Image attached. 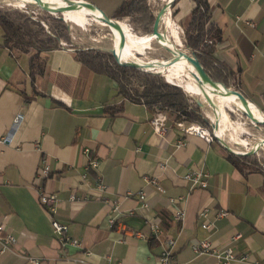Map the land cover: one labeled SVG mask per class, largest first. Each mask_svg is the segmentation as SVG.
I'll use <instances>...</instances> for the list:
<instances>
[{
    "label": "crops",
    "instance_id": "0c3cea01",
    "mask_svg": "<svg viewBox=\"0 0 264 264\" xmlns=\"http://www.w3.org/2000/svg\"><path fill=\"white\" fill-rule=\"evenodd\" d=\"M84 1L112 16L125 0ZM209 3L213 21L223 32L214 56L235 73L231 86L264 111V0ZM194 8L193 1L180 0L162 19L160 30L182 50ZM89 17L104 25L81 14L66 20L85 26ZM74 52L61 48L44 55L46 71L36 78L35 93L29 56L5 48L0 27V226L17 239L10 251L0 252V264H30L28 258L41 264H77L80 258L89 264H158L168 238L176 240L175 263L217 264L213 256H197L192 244L208 238L223 248L235 234L242 238L234 249L249 259L232 264H264V176L241 174L217 140L208 143L184 135L173 122L164 135L156 133L151 120L157 113L124 100L108 77L83 67ZM120 106L122 111L112 116V109ZM19 115L13 144L6 146L1 140ZM212 122L219 124L216 133L230 128L222 117L217 121L215 115ZM180 140L185 141L181 148ZM90 157L100 162L98 169L88 170ZM43 161L50 168L46 178L40 176ZM197 170L209 173L205 190H191L184 179ZM149 178L157 179L163 192ZM100 181L105 192L97 187ZM142 191L149 209L139 200ZM40 192L56 195L53 217L41 206ZM108 201L119 202L126 233L110 227ZM179 209L185 212L182 222L173 215ZM131 210L134 215L127 213ZM203 210L209 213L206 221L213 223L209 231L201 228ZM221 210L229 215L215 221ZM53 219L68 226V236L82 249L60 244ZM148 219L163 222L158 239L151 237ZM82 250L91 255L85 257Z\"/></svg>",
    "mask_w": 264,
    "mask_h": 264
},
{
    "label": "trees",
    "instance_id": "16d2710c",
    "mask_svg": "<svg viewBox=\"0 0 264 264\" xmlns=\"http://www.w3.org/2000/svg\"><path fill=\"white\" fill-rule=\"evenodd\" d=\"M179 1L175 0L173 6ZM191 1L195 3V8L192 11L189 25L184 30L183 51L194 54L215 82L239 90L237 87L231 86V79H234L235 73L228 65L214 56L215 46L222 41L223 32L213 21V10L209 0ZM158 2L160 4L150 0H125L113 15L108 17L114 21L125 22L132 31L129 30L132 35L140 36H133L134 39H139L141 36L152 34L157 14L166 4L159 0ZM62 21L48 19L47 30L39 15L34 18L28 12L12 10L6 6L0 7L3 46L12 52L29 56L28 71L35 93H37L34 87L35 80L38 76L44 75L46 71L47 62L44 55L56 49L68 48L75 51L74 57L83 67L96 75L108 77L115 84L118 95L124 100L134 104H144L153 113L166 111L175 122L181 121L186 124L211 127L210 123L202 116L201 106L198 103L190 102L182 91L183 89L188 93V85L182 86L179 80L163 74L167 79L166 82L162 75L149 73L154 71L143 72L121 68L114 61L112 55L106 52L91 48H78L71 39H68L64 22H69L66 19L64 22ZM144 50L145 48L139 52L143 53ZM138 55L142 56L143 54L138 53ZM120 60L128 63L121 58ZM217 101L223 104L224 108L227 105L224 101L219 99ZM121 111V106L113 108L112 116ZM228 111L232 114L230 110ZM226 115L228 116L227 113ZM243 117L246 118L245 115ZM228 159L245 176L248 173H259L264 176L260 160L256 157H238L228 153ZM160 225L163 228V222H160Z\"/></svg>",
    "mask_w": 264,
    "mask_h": 264
},
{
    "label": "built area",
    "instance_id": "2783aa9c",
    "mask_svg": "<svg viewBox=\"0 0 264 264\" xmlns=\"http://www.w3.org/2000/svg\"><path fill=\"white\" fill-rule=\"evenodd\" d=\"M249 26L254 27L255 24L248 22ZM21 121V116L19 115L15 120L13 127L11 130L2 138L1 143L10 146L13 144L14 141V134L15 130L18 126V124ZM171 120L163 113H157L153 119L151 120V124L154 128V131L160 135H164L167 131V124ZM182 132L184 135H195L198 136L204 140H206L208 143H211L215 140L213 136V132L211 131L210 128L203 127L199 124H186L181 121L173 122ZM185 144L184 140H180L178 142V145L183 146ZM89 150L86 149L84 150L85 154H89ZM100 162L96 158H89L88 161V170L91 169H98ZM42 169H41V174L40 176L46 178L50 175V168L46 164L45 161L42 162ZM84 180L86 179V176H83ZM208 178H209V173L203 172L201 170L189 172L185 175L184 179L190 184L191 190H205L208 188ZM148 182L152 185L155 186V188L163 192V189L158 184L157 179L149 178L147 179ZM98 189L100 192H105L106 191V186L100 181L98 184ZM39 194V202L41 206L44 208L46 213L50 216L53 217L54 214L56 213V208L58 204V199L55 194L53 193H47V192H40ZM180 199L174 200L171 199L170 202L172 203H177ZM71 200H76V196L72 195ZM139 200L142 203V207L144 209H149V205L146 203V196L142 192L139 194ZM183 200V199H182ZM107 204L110 205L111 209V216L109 217V225L111 228H114L116 231L120 233H126L128 231L127 226L124 222L120 221V216L122 215L120 204L117 201H108ZM130 215H134L135 211L131 210L127 212ZM208 211L203 210L199 213V220H201V228L204 231H209L213 225L212 222L206 221L208 217ZM174 219L177 222H182L184 217H185V212L182 209L175 210L174 212ZM229 215L228 211L226 210H221L217 212L215 216V221L223 219ZM147 223L149 225L150 229V234L152 238H157L160 237L163 234V229H161L160 222H157L155 220H147ZM52 227L54 234L56 235L58 241L60 244L65 247V245H71L75 248L82 249L81 243L76 240L72 239L70 236H68V231L69 228L66 224H62L58 222L57 220L52 221ZM242 238L241 234H235L231 238V242L229 245L223 247V248H217L213 245L212 240L205 238L201 239L198 241H195L191 248L194 251V253L198 256H206L210 255L216 258L217 264H232L236 261L242 262V263H247L248 262V254L244 252H237L234 249V244ZM17 243V239L10 234H5L4 233V228L3 226H0V252L4 253L7 251H10L11 248ZM176 247V240L173 238H168L166 239L162 253L159 256V261L158 264H177L174 262V250ZM84 251V250H82ZM83 255L90 256L91 252L88 250H85L83 252ZM28 261L30 264H41L38 259L34 258H28ZM77 264H89L85 259L76 260Z\"/></svg>",
    "mask_w": 264,
    "mask_h": 264
},
{
    "label": "water",
    "instance_id": "95a60500",
    "mask_svg": "<svg viewBox=\"0 0 264 264\" xmlns=\"http://www.w3.org/2000/svg\"><path fill=\"white\" fill-rule=\"evenodd\" d=\"M17 1V0H14ZM35 1L34 3H26L22 6V7H36L39 9H42L43 11L47 12L48 14L57 17L59 20H63L65 21V14L67 13H71L74 11V8L76 7V5H85L87 7H89L90 9L94 10L95 12H97L99 14L98 19L99 21L104 24L106 27L109 28V31L111 32L112 35V47L111 48H102V47H92L91 49L94 50H99V51H103L106 52L110 55H112V57L114 58V61L117 63V65H119L121 68H126V69H136V70H140L143 72H148L147 70H145L146 68H150L153 66H157V65H161L165 67V71H167L169 68H176L178 63H180V61L182 60H186L188 63H190L198 72V78H195L190 71L187 69H183L186 70V72L190 75L188 76V78L192 77L194 79L197 80L198 84L200 85V91L202 93L201 98L204 100H202L203 102H201L200 100H197V103L201 106L204 107L207 105V107L211 108L214 111V114L217 115V120L220 119V116L217 112V110L214 109V107L212 106V104L209 101V96L207 94L208 91H211L212 93L216 94V95H236L238 97H240L241 99L244 100V102L249 106H253L254 108H256L260 114H261V118L258 119L252 112V110H247L245 112H241L239 109V111L245 115L251 123H253V125L255 127H257V129H259V131L264 128V111H262L260 108H258L251 100H249L241 91L239 90H235L233 88H228L223 84L217 83L215 82L208 74V71L206 70L205 67H203V65L200 63V61L198 60V58L194 55V54H190L188 52H185L182 50V48L176 46L174 43L170 42L166 31L164 32L163 30H160V26L162 23V19L164 18L165 14L169 12V10H171L173 8V5L175 3V0H168L166 1V4L164 5V7L158 12L157 17L155 19L154 25H153V31L152 34L149 35L151 36V43H155L157 45H159L164 51H166L168 53V57H166L165 59H152L149 61H142V62H134V63H124L120 60L119 56H118V49H119V42L121 39V36L118 38L117 36V32H119V28L117 26V21H114L112 19H110L102 10H100L97 6H95L94 4L84 1V0H61L64 3L67 4V8L63 11H56L54 9H52L50 6H48V4H46V2H44L43 0H33ZM66 22V21H65ZM122 44V42H121ZM152 74H161L163 75L161 72H149ZM251 109V108H250ZM218 123H212L211 124V129L213 132V136L215 138V140H217L220 145H222V147L228 151L229 153L238 156V157H248L250 155H254L257 154V152L260 151H264V134L261 136L260 140H263V144L262 146L255 148L251 151H249L248 153H243L240 152L232 147H230L225 140L218 138V136L216 135L215 129L216 127H218Z\"/></svg>",
    "mask_w": 264,
    "mask_h": 264
},
{
    "label": "rangeland",
    "instance_id": "374dc122",
    "mask_svg": "<svg viewBox=\"0 0 264 264\" xmlns=\"http://www.w3.org/2000/svg\"><path fill=\"white\" fill-rule=\"evenodd\" d=\"M2 6H6V8H10L12 10L28 12L29 15L33 16L34 18L36 16L38 17L39 15V18L42 20L47 30L49 27L48 22H47L48 19L52 18L55 20H59L57 17L48 14L42 9H39L36 7L27 8V7L19 6L18 2L14 0H0V7ZM28 9H33V10H28ZM73 14L74 13H70L66 17L69 18L70 16H76V14L74 15ZM117 22L127 25L125 22H122V21L121 22L117 21ZM64 24L66 25V28H67L68 39H71V41L74 44H76L75 46H77L78 48L85 49V48H92L96 46L102 47V48L112 47V44H111L112 35H111V32L109 31V28L106 27L105 25H101L100 23L95 22L91 17L88 18V22L85 26H77V25H74L72 23H67V22H64ZM141 37H144V36H141ZM144 48H145L144 46H140V47L136 46L133 49L132 52L137 56V59H141L142 61H149L152 59H165L166 57H168L166 56L167 52L164 51L159 45L155 43H151L150 47L145 49L143 53L139 52ZM138 53L143 54V55L139 56ZM158 75H161V74H158ZM162 76L167 82L166 77L164 75ZM181 81H183L184 85H189V83L186 81L185 78H182ZM189 86H190L189 90L191 91L192 95H190L189 93H187L186 91L182 89V91L184 92L185 96L189 99V101L197 103V100H200L201 102H203L204 100L201 98L202 93L196 92L191 85ZM211 95L213 97H216L215 94L213 93ZM197 96H199L200 98ZM220 99L221 101H224L223 98H220ZM217 103L228 114V118H229L230 128L227 130V132H225L226 133L224 136L225 142L230 147L240 152H243V153H246V152L248 153L249 151L253 150L255 143L258 140H260L261 136L264 134V128H262L259 131V129H257V127H255L247 117L246 118L243 117V114L235 106H232L229 103H226L227 105H225V108H224L223 104H220L219 102ZM201 108H202L201 112H202L203 118L207 120L211 125L212 120L215 118L214 111L211 108L207 107V105ZM228 110H230L232 114ZM161 113L165 114L171 120L170 122H175L168 112L165 111ZM208 128L211 129V127H208ZM235 129H237V131ZM238 140L245 141L246 144L236 145L235 143H237ZM248 157L258 158L260 160L259 162L261 163V170L264 171V151L257 152V154L250 155Z\"/></svg>",
    "mask_w": 264,
    "mask_h": 264
},
{
    "label": "bare ground",
    "instance_id": "6f19581e",
    "mask_svg": "<svg viewBox=\"0 0 264 264\" xmlns=\"http://www.w3.org/2000/svg\"><path fill=\"white\" fill-rule=\"evenodd\" d=\"M43 1L46 2V4H48V6H50L52 9L57 10V11H63L67 8V4L61 0H43ZM16 2H18V4L24 5L25 2L26 3H34L35 1H33V0H17ZM71 13L87 15V16H92V17H96V18H98V16H99V14L97 12H95L94 10L90 9L89 7H87L85 5H76V7L74 8V11ZM69 14L70 13L65 14L66 19H67L66 16ZM116 24L119 28V32H117V36H118V38L121 36V39L119 42V49H118L119 58L125 60L128 63L142 62L141 59H137V56H135V54L132 51L136 46L137 47L144 46L145 49L149 48L150 47L149 43H150V40L152 37L151 36H144V37H141L139 39H134L133 35L130 33L129 29L126 26H123L121 23H116ZM121 42H122V44H121ZM183 69H186V70L188 69L190 71V73L195 78H198L197 70L190 63H188L186 60L180 61V63H178L176 68H169L167 71H165V67L161 66V65L153 66V67H151V69L146 68L145 70L154 71V72H161L162 74H165L169 78L177 79V81L179 80L181 82L182 86L184 84H183V81H181V80H182V78H185L186 81L193 87V89L196 92L201 93L200 85L198 84L197 80L192 78V77L188 78V76H190V75L186 72V70H184V72H183ZM189 89H190V86H189ZM188 93L190 95H192L190 90ZM207 94L209 96L210 103L212 104L214 109L217 110L219 116L221 115L220 118L222 117L224 119V121L226 122V124L229 123V118L226 115L223 108L220 107L217 103L218 102L217 99L221 100L220 98H223L224 102L229 103L232 106H235L240 111L245 112L247 110H252V112L255 116L261 118V114L256 108H254L253 106H250V108H251L250 109L249 106L244 102V100L241 99L240 97L236 96V95H219V94L216 95L215 94V96L217 98L216 99L215 97H213L211 95L212 94L211 91H208ZM216 120H217V115H216ZM217 121H219V120H217ZM224 134H225L224 130L216 133L218 138H220L222 140L224 139ZM262 144H263V140H258L255 143L254 149L262 146Z\"/></svg>",
    "mask_w": 264,
    "mask_h": 264
}]
</instances>
